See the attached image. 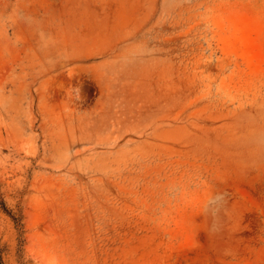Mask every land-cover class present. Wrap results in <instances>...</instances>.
Instances as JSON below:
<instances>
[{
	"label": "rangeland",
	"instance_id": "obj_1",
	"mask_svg": "<svg viewBox=\"0 0 264 264\" xmlns=\"http://www.w3.org/2000/svg\"><path fill=\"white\" fill-rule=\"evenodd\" d=\"M0 264H264V0H0Z\"/></svg>",
	"mask_w": 264,
	"mask_h": 264
}]
</instances>
